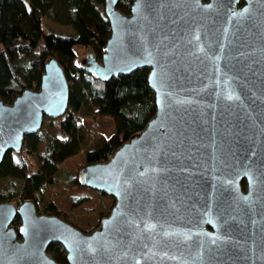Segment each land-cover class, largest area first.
Listing matches in <instances>:
<instances>
[{
    "label": "water",
    "instance_id": "water-1",
    "mask_svg": "<svg viewBox=\"0 0 264 264\" xmlns=\"http://www.w3.org/2000/svg\"><path fill=\"white\" fill-rule=\"evenodd\" d=\"M116 1L103 0L100 57L77 64L100 80L147 66L154 111L77 167L78 185L113 199L90 230L32 198L0 201V264H264V0H131L127 13ZM67 102L50 55L37 88L0 98V162Z\"/></svg>",
    "mask_w": 264,
    "mask_h": 264
},
{
    "label": "trees",
    "instance_id": "trees-1",
    "mask_svg": "<svg viewBox=\"0 0 264 264\" xmlns=\"http://www.w3.org/2000/svg\"><path fill=\"white\" fill-rule=\"evenodd\" d=\"M131 0H117L115 6L127 13ZM71 25L72 33L42 30V17ZM109 35V22L103 12V0H0V98L9 102L23 88H37L43 62L56 58L68 82V102L56 120L58 135L42 132L41 128L24 136L19 152L8 150L0 162V177L20 179L0 188V201L15 200L18 204L31 198L44 184L55 182L58 163L77 153L83 133L76 120L78 109L108 113L114 129L99 138L84 152V163L104 160L130 133L140 129L154 111L153 92L147 83V66L128 73L113 75L106 80L91 76L75 60V46L87 48L100 57ZM31 138V141L26 140ZM42 143L32 167L27 153ZM71 181L76 183L75 176ZM99 192V191H98ZM43 214L61 212L52 201L41 207ZM17 217L15 218V220ZM18 224V222H17ZM58 263H65L62 247L53 243L47 248Z\"/></svg>",
    "mask_w": 264,
    "mask_h": 264
},
{
    "label": "rangeland",
    "instance_id": "rangeland-1",
    "mask_svg": "<svg viewBox=\"0 0 264 264\" xmlns=\"http://www.w3.org/2000/svg\"><path fill=\"white\" fill-rule=\"evenodd\" d=\"M42 30L54 31L58 33H72L74 29L71 25L61 24L50 20L46 16L42 17ZM77 53L76 61L83 57V55L90 51L87 48L75 46ZM79 118L76 120V125L79 132L83 133L81 140V147L79 151L71 156L66 157L56 168L55 182L52 184H44L31 198L36 204L37 212H41V207L48 201H52L56 208L61 212V218L71 223L73 226L84 231L90 230L98 223L99 219L103 217L113 203V199L101 192L93 190L87 186H80L71 181V177L75 176L77 167L84 163V152L92 148L95 142L101 138L106 137L114 129V120L108 113L94 114L99 121V132L93 138H90L85 133L87 125L92 112L85 108L78 109ZM55 119V118H54ZM49 120V117L44 116L41 123L42 132H47L51 135H58L56 120ZM39 128V129H40ZM31 141V138L26 140ZM42 148L40 141H35V149L27 153L32 167L38 165L36 155ZM13 182L19 185L21 180L15 177L2 176L0 177V188L6 187ZM242 188H245V183L241 182ZM18 205L15 200L7 201ZM16 221L12 224L15 225ZM48 256L52 257V252L47 249Z\"/></svg>",
    "mask_w": 264,
    "mask_h": 264
},
{
    "label": "built area",
    "instance_id": "built-area-1",
    "mask_svg": "<svg viewBox=\"0 0 264 264\" xmlns=\"http://www.w3.org/2000/svg\"><path fill=\"white\" fill-rule=\"evenodd\" d=\"M85 133L90 138H93L99 133V121L97 120V118L95 117L93 113L87 122V125L85 127Z\"/></svg>",
    "mask_w": 264,
    "mask_h": 264
},
{
    "label": "flooded vegetation",
    "instance_id": "flooded-vegetation-1",
    "mask_svg": "<svg viewBox=\"0 0 264 264\" xmlns=\"http://www.w3.org/2000/svg\"><path fill=\"white\" fill-rule=\"evenodd\" d=\"M17 217V215L14 217V219H13V222L14 221H16V223H15V225H14V228L15 229H17V227H18V225H19V219H18V217H17V219L15 220V218ZM17 222H18V224H17Z\"/></svg>",
    "mask_w": 264,
    "mask_h": 264
},
{
    "label": "crops",
    "instance_id": "crops-1",
    "mask_svg": "<svg viewBox=\"0 0 264 264\" xmlns=\"http://www.w3.org/2000/svg\"><path fill=\"white\" fill-rule=\"evenodd\" d=\"M99 134L101 135V133L99 132Z\"/></svg>",
    "mask_w": 264,
    "mask_h": 264
}]
</instances>
